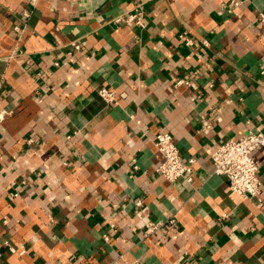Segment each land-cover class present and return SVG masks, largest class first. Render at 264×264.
<instances>
[{
    "label": "crops",
    "instance_id": "0c3cea01",
    "mask_svg": "<svg viewBox=\"0 0 264 264\" xmlns=\"http://www.w3.org/2000/svg\"><path fill=\"white\" fill-rule=\"evenodd\" d=\"M136 9L144 26L115 22ZM262 13L264 0H0V264H264V147L261 200L210 160L264 131ZM161 130L196 158L192 182L157 171Z\"/></svg>",
    "mask_w": 264,
    "mask_h": 264
},
{
    "label": "built area",
    "instance_id": "2783aa9c",
    "mask_svg": "<svg viewBox=\"0 0 264 264\" xmlns=\"http://www.w3.org/2000/svg\"><path fill=\"white\" fill-rule=\"evenodd\" d=\"M238 4L239 2L237 1L236 5ZM260 17L264 22V13ZM115 22L135 23L138 26H144V12L136 9L127 14L118 15L115 17ZM99 94L107 103H117V91L115 89H109L104 86L99 89ZM1 112L2 110L0 109V114ZM155 145L163 156V161L157 169L163 177L169 181H174L181 177L188 182L193 181L197 160L193 155L187 157L181 155L179 147L170 132L159 131L155 138ZM262 147H264V131L250 130L240 137L226 140L211 154L210 160L214 173L224 175L232 191L243 197H258L261 200L260 162L254 153ZM135 168H138L137 164ZM136 204L142 206V200L139 199ZM174 222V218L165 221L151 220L146 233L152 234L157 231H168ZM77 264L91 263L79 261Z\"/></svg>",
    "mask_w": 264,
    "mask_h": 264
}]
</instances>
